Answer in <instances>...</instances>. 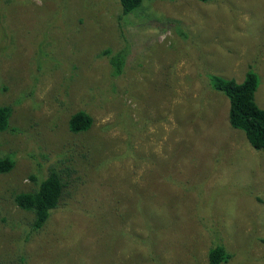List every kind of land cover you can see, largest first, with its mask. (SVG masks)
Instances as JSON below:
<instances>
[{"label": "rangeland", "instance_id": "rangeland-1", "mask_svg": "<svg viewBox=\"0 0 264 264\" xmlns=\"http://www.w3.org/2000/svg\"><path fill=\"white\" fill-rule=\"evenodd\" d=\"M122 50L114 77L104 52ZM250 69L264 109V0H144L128 15L114 0H0V105L14 108L0 160L15 162L0 264H209L219 245L226 264H264V150L210 81ZM81 110L94 124L74 135ZM79 148L96 161L66 162ZM56 167L72 195L31 233L14 197Z\"/></svg>", "mask_w": 264, "mask_h": 264}, {"label": "trees", "instance_id": "trees-1", "mask_svg": "<svg viewBox=\"0 0 264 264\" xmlns=\"http://www.w3.org/2000/svg\"><path fill=\"white\" fill-rule=\"evenodd\" d=\"M118 1L123 9V14L128 15L138 10L144 0H114ZM203 3L215 0H198ZM120 24L119 30L123 33L121 20L117 18ZM48 45L54 46L53 40L44 41L43 47L47 49ZM41 46V49H43ZM56 48V47H55ZM59 51V49H58ZM47 52V51H45ZM109 57V63L115 74H123L126 63V51L122 50L115 55L109 51L104 52ZM43 65L40 67L43 72ZM39 67L37 66V71ZM210 81L212 87L225 94L230 101L229 122L231 126L245 133L250 145L256 151L264 150V109H261L256 103V91L259 86V78L257 74L250 69L242 83H238L233 79H224L218 76H211ZM14 113V108L9 105H0V132L10 128V122ZM94 124L93 117L81 110L73 114L69 119V130L72 134H87L90 132ZM108 130L110 129L107 127ZM98 151L90 154L81 148L75 149L65 159L69 164L87 165L96 161ZM15 162L12 159L0 160V174H6L12 171ZM69 173V169L67 170ZM59 167L52 168L47 178L42 179L39 187L32 192H22L16 194L14 201L16 205L25 212L33 216L31 233H37L44 229L49 223L53 213L60 207L62 201L66 197H71L70 190L72 183L69 182V175ZM36 180L35 177H31ZM264 202V201H263ZM264 243V239H262ZM209 264H226L232 259V254L227 251L224 246L212 248L209 252Z\"/></svg>", "mask_w": 264, "mask_h": 264}]
</instances>
